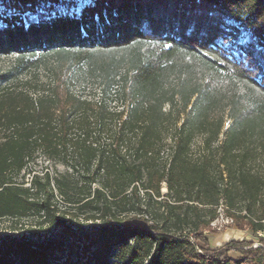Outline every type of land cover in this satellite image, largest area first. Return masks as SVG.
Segmentation results:
<instances>
[{
    "label": "trees",
    "instance_id": "1",
    "mask_svg": "<svg viewBox=\"0 0 264 264\" xmlns=\"http://www.w3.org/2000/svg\"><path fill=\"white\" fill-rule=\"evenodd\" d=\"M3 4L0 220L90 228L7 242L0 264H264V0ZM220 209L261 246L214 249Z\"/></svg>",
    "mask_w": 264,
    "mask_h": 264
},
{
    "label": "rangeland",
    "instance_id": "2",
    "mask_svg": "<svg viewBox=\"0 0 264 264\" xmlns=\"http://www.w3.org/2000/svg\"><path fill=\"white\" fill-rule=\"evenodd\" d=\"M61 4L59 6L60 10L64 13L67 11V3L69 1L74 2L75 6L70 8V13H76L79 14L80 11L90 3H92L94 0H60ZM10 12H13V9H10V7L5 6L3 4V0H0V15L3 17L7 14H10ZM236 27H239L240 34H235L232 32L227 36V39H222L220 43L222 44L225 51H227V54L234 56L236 59H239L243 56H245V53L239 52L237 50V47L239 45H244L245 43L249 42L250 34L249 32L243 30L241 28L240 24H236ZM237 36V38H235ZM233 47V48H232ZM11 56H3L0 58V71L6 70L11 63ZM39 75L43 81H46L48 76L46 74V71L41 70L39 72ZM82 81V82H81ZM84 79H80V82L76 83V89L79 92H83L84 95L88 98H94L98 90V83L89 80L85 81ZM230 121L227 120L226 127L229 125ZM43 167H49L52 171H54L55 166L51 165L48 162H45L44 159H39L37 166H35L34 170H40ZM58 170L60 172L64 171L63 166H57ZM166 187L163 188V192L165 193ZM51 219L48 220L46 224H44L42 227L39 225H35V219H30L29 222H31L33 230L35 231L33 234L32 232H27L26 228L28 226L27 223L28 220H25V222H22L20 224H15L11 220H0V250L2 246H6L7 242L15 241L16 239H26L31 242H34L35 245H47L48 243H63L65 244V239L67 236L64 232V227H71L70 229L74 232H81L88 230L90 228V224L87 226L84 225L81 227V229H77L72 225H68L65 223V225H58L56 221L51 222ZM83 228V229H82ZM212 231H215L216 233L210 236V239L212 241V247L214 249L221 248L222 246L226 245L227 243L231 241H246V242H252L254 243V247H260L261 244L259 243L258 239L253 235V233L249 230H239L236 227V224L232 223L229 219L225 217V214L223 212V209H220V215L218 219L214 222L212 226ZM77 253V251H76ZM60 256V254H57ZM232 258H241L242 255L240 252L237 251H231L229 254Z\"/></svg>",
    "mask_w": 264,
    "mask_h": 264
}]
</instances>
